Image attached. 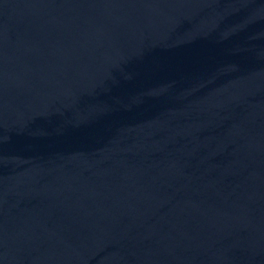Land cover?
I'll return each instance as SVG.
<instances>
[{
  "label": "water",
  "instance_id": "water-1",
  "mask_svg": "<svg viewBox=\"0 0 264 264\" xmlns=\"http://www.w3.org/2000/svg\"><path fill=\"white\" fill-rule=\"evenodd\" d=\"M264 66V0H0V264H149Z\"/></svg>",
  "mask_w": 264,
  "mask_h": 264
}]
</instances>
